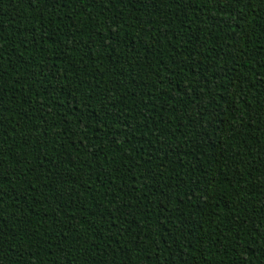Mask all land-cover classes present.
Returning a JSON list of instances; mask_svg holds the SVG:
<instances>
[{
    "label": "trees",
    "instance_id": "obj_1",
    "mask_svg": "<svg viewBox=\"0 0 264 264\" xmlns=\"http://www.w3.org/2000/svg\"><path fill=\"white\" fill-rule=\"evenodd\" d=\"M0 264H264V0H0Z\"/></svg>",
    "mask_w": 264,
    "mask_h": 264
}]
</instances>
